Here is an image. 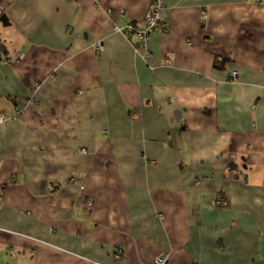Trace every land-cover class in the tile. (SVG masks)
<instances>
[{"label":"crops","instance_id":"0c3cea01","mask_svg":"<svg viewBox=\"0 0 264 264\" xmlns=\"http://www.w3.org/2000/svg\"><path fill=\"white\" fill-rule=\"evenodd\" d=\"M152 3L0 0V264H264V0Z\"/></svg>","mask_w":264,"mask_h":264},{"label":"built area","instance_id":"2783aa9c","mask_svg":"<svg viewBox=\"0 0 264 264\" xmlns=\"http://www.w3.org/2000/svg\"><path fill=\"white\" fill-rule=\"evenodd\" d=\"M165 13L166 11L163 0H153L150 9L146 12L144 26L139 27L137 30L141 41H144L151 32L155 30H162L164 28V21L166 20ZM132 29H133L132 26H128V30H132ZM100 47L101 46L99 44L96 45L97 49H99ZM235 74L236 71L231 72L232 76H235ZM4 118H5L4 114L0 112V122H3ZM166 263H167V255L165 253L159 254L154 261V264H166Z\"/></svg>","mask_w":264,"mask_h":264}]
</instances>
